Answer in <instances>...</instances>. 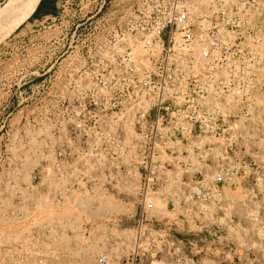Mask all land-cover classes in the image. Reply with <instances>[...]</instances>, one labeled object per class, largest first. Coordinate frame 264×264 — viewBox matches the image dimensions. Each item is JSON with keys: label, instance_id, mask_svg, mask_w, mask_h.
Listing matches in <instances>:
<instances>
[{"label": "built area", "instance_id": "built-area-1", "mask_svg": "<svg viewBox=\"0 0 264 264\" xmlns=\"http://www.w3.org/2000/svg\"><path fill=\"white\" fill-rule=\"evenodd\" d=\"M108 2L47 25L46 92L88 90L121 122L135 199L123 264L221 262L240 170L264 168V0Z\"/></svg>", "mask_w": 264, "mask_h": 264}, {"label": "rangeland", "instance_id": "rangeland-1", "mask_svg": "<svg viewBox=\"0 0 264 264\" xmlns=\"http://www.w3.org/2000/svg\"><path fill=\"white\" fill-rule=\"evenodd\" d=\"M100 1L53 0L0 40V264H99L100 254L106 264L125 261L122 232H131L135 199L120 184L121 122L103 119L88 90L47 93L41 71V37L61 8L86 16ZM240 172V197L229 205L236 226L221 233L225 258L208 264H264V168ZM93 194L123 205L88 215Z\"/></svg>", "mask_w": 264, "mask_h": 264}, {"label": "bare ground", "instance_id": "bare-ground-1", "mask_svg": "<svg viewBox=\"0 0 264 264\" xmlns=\"http://www.w3.org/2000/svg\"><path fill=\"white\" fill-rule=\"evenodd\" d=\"M37 0H8L3 6L0 7V40L7 34L12 32L22 23L30 12L33 10ZM129 192H131L130 187H125ZM133 192V191H132ZM86 198H92L97 200V205L94 209L86 210L88 215H100L104 211L110 212L114 208L120 209L122 203L116 201L112 198L110 194L102 196L89 195ZM60 216H64L65 213H60ZM124 238L126 239L125 246L129 245L130 231L125 230L122 232ZM123 243V240H122ZM88 247L95 248V245H88ZM203 264H208L204 262Z\"/></svg>", "mask_w": 264, "mask_h": 264}, {"label": "trees", "instance_id": "trees-1", "mask_svg": "<svg viewBox=\"0 0 264 264\" xmlns=\"http://www.w3.org/2000/svg\"><path fill=\"white\" fill-rule=\"evenodd\" d=\"M52 1L53 0H39L37 5L35 6V9L33 10V12L37 11V10L46 11L48 9H51L52 8Z\"/></svg>", "mask_w": 264, "mask_h": 264}, {"label": "water", "instance_id": "water-1", "mask_svg": "<svg viewBox=\"0 0 264 264\" xmlns=\"http://www.w3.org/2000/svg\"><path fill=\"white\" fill-rule=\"evenodd\" d=\"M38 1H39V0H37L35 6L37 5ZM35 6H34L33 10L35 9ZM33 10L30 12V14L33 12ZM30 14H29V15H30ZM29 15H28V16H29ZM28 16H27V17H28Z\"/></svg>", "mask_w": 264, "mask_h": 264}]
</instances>
